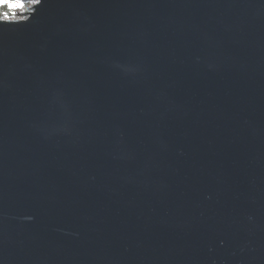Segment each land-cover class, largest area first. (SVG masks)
I'll return each instance as SVG.
<instances>
[{"label": "water", "instance_id": "95a60500", "mask_svg": "<svg viewBox=\"0 0 264 264\" xmlns=\"http://www.w3.org/2000/svg\"><path fill=\"white\" fill-rule=\"evenodd\" d=\"M0 21V264H264V0H42Z\"/></svg>", "mask_w": 264, "mask_h": 264}, {"label": "snow or ice", "instance_id": "6c2138e0", "mask_svg": "<svg viewBox=\"0 0 264 264\" xmlns=\"http://www.w3.org/2000/svg\"><path fill=\"white\" fill-rule=\"evenodd\" d=\"M31 5H39L42 0H30ZM29 11L26 0H0V21L17 22L26 19L23 14Z\"/></svg>", "mask_w": 264, "mask_h": 264}, {"label": "rangeland", "instance_id": "374dc122", "mask_svg": "<svg viewBox=\"0 0 264 264\" xmlns=\"http://www.w3.org/2000/svg\"><path fill=\"white\" fill-rule=\"evenodd\" d=\"M26 2L29 4V9L33 7V5H31V2L30 0H26ZM27 12L23 13V14H20V15H23L24 17H27ZM24 20V19H23Z\"/></svg>", "mask_w": 264, "mask_h": 264}]
</instances>
